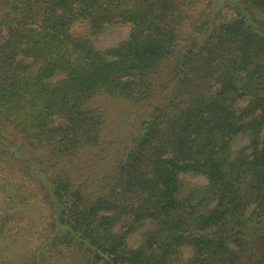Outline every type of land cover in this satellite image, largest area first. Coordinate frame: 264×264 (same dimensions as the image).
Wrapping results in <instances>:
<instances>
[{
    "label": "trees",
    "instance_id": "16d2710c",
    "mask_svg": "<svg viewBox=\"0 0 264 264\" xmlns=\"http://www.w3.org/2000/svg\"><path fill=\"white\" fill-rule=\"evenodd\" d=\"M179 263L264 264V0H0V264Z\"/></svg>",
    "mask_w": 264,
    "mask_h": 264
},
{
    "label": "rangeland",
    "instance_id": "374dc122",
    "mask_svg": "<svg viewBox=\"0 0 264 264\" xmlns=\"http://www.w3.org/2000/svg\"><path fill=\"white\" fill-rule=\"evenodd\" d=\"M129 33H130V25H114V26L106 27V29L101 34H99L97 37L94 38V45L98 50H105L111 46H115L118 42L122 40H126L129 36ZM60 77H63V75L61 74L58 76V78ZM248 144H249V140L247 137H241L235 139L232 145L233 152L237 153L239 149L246 147ZM182 180L187 189L193 187H203L207 184V180L203 176L184 175L182 176ZM149 229H151V226L145 227L140 232L132 235L128 239L129 246L131 248H136L141 238V233ZM191 254H192L191 248L185 247L183 249L182 258L186 259L190 257Z\"/></svg>",
    "mask_w": 264,
    "mask_h": 264
}]
</instances>
